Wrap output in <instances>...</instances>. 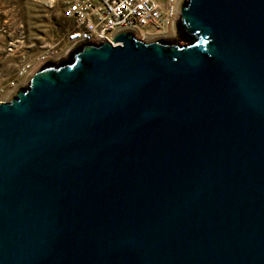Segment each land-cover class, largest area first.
Returning a JSON list of instances; mask_svg holds the SVG:
<instances>
[{
    "label": "water",
    "instance_id": "obj_1",
    "mask_svg": "<svg viewBox=\"0 0 264 264\" xmlns=\"http://www.w3.org/2000/svg\"><path fill=\"white\" fill-rule=\"evenodd\" d=\"M178 9L0 101V264H264V0Z\"/></svg>",
    "mask_w": 264,
    "mask_h": 264
},
{
    "label": "rangeland",
    "instance_id": "obj_2",
    "mask_svg": "<svg viewBox=\"0 0 264 264\" xmlns=\"http://www.w3.org/2000/svg\"><path fill=\"white\" fill-rule=\"evenodd\" d=\"M0 0V101L25 79L19 76L23 62L47 56L57 61L70 49L71 22L64 18L63 0Z\"/></svg>",
    "mask_w": 264,
    "mask_h": 264
},
{
    "label": "built area",
    "instance_id": "obj_3",
    "mask_svg": "<svg viewBox=\"0 0 264 264\" xmlns=\"http://www.w3.org/2000/svg\"><path fill=\"white\" fill-rule=\"evenodd\" d=\"M52 7L58 0H50ZM64 18L72 24L68 31L69 47L77 42L99 43L112 41L121 30H133L144 40L150 36H173L175 21L179 14L181 0H63ZM47 56L37 62H23L19 67V76L25 79L43 62Z\"/></svg>",
    "mask_w": 264,
    "mask_h": 264
},
{
    "label": "bare ground",
    "instance_id": "obj_4",
    "mask_svg": "<svg viewBox=\"0 0 264 264\" xmlns=\"http://www.w3.org/2000/svg\"><path fill=\"white\" fill-rule=\"evenodd\" d=\"M155 36H150V38H148L147 40H149V39H152V38H154Z\"/></svg>",
    "mask_w": 264,
    "mask_h": 264
}]
</instances>
